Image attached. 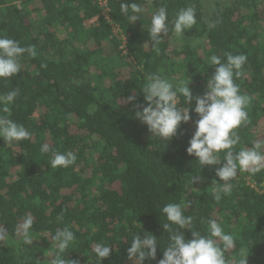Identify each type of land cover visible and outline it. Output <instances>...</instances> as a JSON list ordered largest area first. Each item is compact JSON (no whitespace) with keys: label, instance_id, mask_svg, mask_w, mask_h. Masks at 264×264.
Masks as SVG:
<instances>
[{"label":"trees","instance_id":"trees-1","mask_svg":"<svg viewBox=\"0 0 264 264\" xmlns=\"http://www.w3.org/2000/svg\"><path fill=\"white\" fill-rule=\"evenodd\" d=\"M107 2L113 23L127 37L125 47L99 0H0V36L37 50L35 58L25 54L16 76L0 79V94L19 90L0 116L31 133L18 142L0 139V264H50L52 237L65 227L76 236L65 255L77 264H135L127 249L145 233L158 246L156 259L144 264H159L169 239L161 209L188 200L184 215L193 218L191 230L207 235L209 220H216L235 237V247L225 251L227 264H236L241 249L248 264H264V170L239 173L231 193L216 201L213 193L224 183L215 175L221 165L202 167L186 152L198 115L190 112V121L164 140L125 103L134 95L146 106V78L160 73L173 84L191 80L194 99L181 106L192 109L215 72L206 64L209 57L226 62L225 53L243 54L247 61L235 83L251 101L234 152L255 143L264 151V0ZM134 2L143 12L133 22L120 4ZM159 7L167 8L169 20L192 7L196 24L181 36L169 25L157 52L149 28ZM45 145L47 153L41 152ZM69 151L77 157L74 164L51 168L53 153ZM29 216L34 241L26 245L17 232ZM181 231L192 239L190 230ZM96 243L111 246L109 258L97 260Z\"/></svg>","mask_w":264,"mask_h":264},{"label":"clouds","instance_id":"clouds-1","mask_svg":"<svg viewBox=\"0 0 264 264\" xmlns=\"http://www.w3.org/2000/svg\"><path fill=\"white\" fill-rule=\"evenodd\" d=\"M120 11L128 15L133 22L140 19L143 12L142 7L137 3H121ZM196 24L195 9L192 7L182 8L175 18L169 20L166 7H159L151 16L149 34L155 51L162 39L172 26L175 34L181 36L186 29ZM27 54L35 58L37 50L34 45L21 46L16 41L5 36H0V79H8L16 76L21 71V59ZM226 62L218 55L209 57L206 64L216 66L214 74L207 81V91L202 96L195 97V107L190 109L181 106L190 104L194 99L189 84L191 80L181 79L173 84L169 79L160 73H153L147 76L143 86L146 106L137 104V98L130 95L125 103L131 104L135 109L136 119L147 125L148 130L164 140H171L178 131L181 123L187 124L190 119V112L198 115L196 130L189 140L186 152L194 156L202 166H216V177L223 181L213 197L216 201L221 200L223 193L228 195L232 191V183L239 173L247 172L255 175L264 170V151H261V144L255 143L250 149H241L234 152L235 146L239 143L240 137L237 129L247 124V107L251 98L241 93L235 79L242 75V69L247 61L243 54L233 55L225 53ZM19 95L18 89H13L0 94V112L8 113L9 105ZM31 138V133L22 124H18L6 116H0V139L8 143L23 141ZM49 148L41 147V152L47 153ZM223 153L221 160L220 154ZM77 157L72 152H55L52 155L51 168H67L74 164ZM198 177L193 176L192 183ZM191 207V201L181 203H167L161 212L166 218L162 227L169 233L168 244L163 252L159 264H227L225 251L235 247V237L224 232L216 220H209L208 234L201 235L198 231L190 229L193 222L192 216H185L184 209ZM32 217H25L22 230L17 236L22 238L24 244L31 245L33 238ZM175 226V227H173ZM190 230L192 239L186 240L183 231ZM55 246L54 258L50 264H77L74 260L67 259L65 253L76 241L73 231L65 227L57 230L52 237ZM222 245V246H221ZM158 240L152 235L145 233L143 238L136 235L130 242L127 249L128 259L135 261V264H144L146 259H156ZM94 253L99 262L109 258L111 246L104 243H96ZM248 253L241 249L236 264H248Z\"/></svg>","mask_w":264,"mask_h":264},{"label":"built area","instance_id":"built-area-1","mask_svg":"<svg viewBox=\"0 0 264 264\" xmlns=\"http://www.w3.org/2000/svg\"><path fill=\"white\" fill-rule=\"evenodd\" d=\"M100 1V5L102 7V14L103 16L112 24V27H113V31H114V34H115V31H117V37L122 40L123 42V47H125V45L127 44V37L125 35H123V33L121 32V30L118 28V26H116L114 23H113V20L111 18V14H110V10L108 8V2L107 0H99ZM116 36V35H115Z\"/></svg>","mask_w":264,"mask_h":264},{"label":"rangeland","instance_id":"rangeland-1","mask_svg":"<svg viewBox=\"0 0 264 264\" xmlns=\"http://www.w3.org/2000/svg\"><path fill=\"white\" fill-rule=\"evenodd\" d=\"M117 33H118V32H117V31H115V35H116V36H117ZM59 35H60L61 37H63V36H65V32H64V31H62V32H60V33H59Z\"/></svg>","mask_w":264,"mask_h":264}]
</instances>
